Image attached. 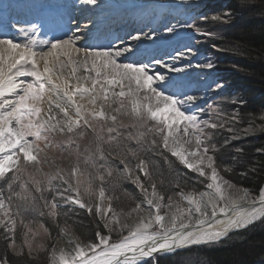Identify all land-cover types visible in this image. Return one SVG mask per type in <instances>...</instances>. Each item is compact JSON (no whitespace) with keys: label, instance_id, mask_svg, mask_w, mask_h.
I'll return each mask as SVG.
<instances>
[{"label":"snow or ice","instance_id":"1","mask_svg":"<svg viewBox=\"0 0 264 264\" xmlns=\"http://www.w3.org/2000/svg\"><path fill=\"white\" fill-rule=\"evenodd\" d=\"M83 19L49 39L39 38L42 23H0V264H160L161 255L264 219V188L253 196L217 164L228 140L218 147L216 131L239 114L201 106L190 94L199 89L172 75L192 48L157 58L144 47L159 38L155 28L79 47L95 27ZM181 167L206 178V190L185 191ZM77 206L91 217L90 236L76 232ZM57 236L71 247L57 249Z\"/></svg>","mask_w":264,"mask_h":264},{"label":"trees","instance_id":"2","mask_svg":"<svg viewBox=\"0 0 264 264\" xmlns=\"http://www.w3.org/2000/svg\"><path fill=\"white\" fill-rule=\"evenodd\" d=\"M222 27L216 42L220 49L219 68L226 71L233 82L234 102L229 104L233 114H239L235 123L229 122L218 132L219 140L232 128L228 144L218 155L217 164L228 167L221 172L226 179L257 194L264 183V131L257 132L264 117V0H220ZM214 18L204 23L211 26ZM255 131L250 137L244 130ZM239 138H242L238 140ZM224 139V141H225ZM224 141L217 143L220 147ZM239 150V151H238ZM181 171L185 172L181 167ZM187 172V171H186ZM188 188L200 191L199 179L187 172ZM131 190V189H130ZM178 191V190H177ZM169 195H173L169 192ZM167 202V201H166ZM76 217L83 227L76 232L91 234V217L86 209L76 207ZM43 259V257H42ZM160 264H264V219L229 235L221 243L193 247L174 255L160 256Z\"/></svg>","mask_w":264,"mask_h":264},{"label":"rangeland","instance_id":"3","mask_svg":"<svg viewBox=\"0 0 264 264\" xmlns=\"http://www.w3.org/2000/svg\"><path fill=\"white\" fill-rule=\"evenodd\" d=\"M177 1L178 2L181 1V3L190 1V3L189 2L187 4L184 3L185 5H183L181 8L176 10H174V8L166 7L165 11L168 13L167 15L163 14V12L160 14L155 8L153 10L151 8H148L149 4L144 3L147 6L145 7L138 6L133 11V13L131 12L120 13L118 16L115 17V22H117L118 25L121 26L120 28L121 31L123 32V37H124L127 36L128 33L136 34L135 30H139V29H143L144 32H149L150 29L153 28L151 26L153 20L159 18L161 20V23H159L160 25L159 30L161 31V33L159 34L157 33V36L159 37L158 39L160 38L168 39L173 36L174 32L173 33L165 32L163 25L168 23L169 25H177L176 31L184 34L181 39L178 38L172 40L169 43L164 44L162 46L153 44L152 42L153 40H147L144 42V47L148 49L151 52V54L156 56L157 58H161L160 56L164 54L162 58L165 60L169 59L170 55L174 54V50L183 49L185 46L191 47L193 50L192 55L184 57L183 59H188V58H192V56H195V59L199 60L197 66H199L200 69L206 70V72L202 74H198V75L195 74L196 76H191L187 81L193 89H198L201 86L206 85L205 95L203 96L202 99L206 101V104H201V106L207 107V105H212V107L214 108L222 109L224 114L231 113V110L229 109L230 108L229 104L236 100V98H232L233 97L232 93L235 87L233 85V82L230 80L231 78L227 75L226 71L219 68L218 59L220 57V49L216 44V42L220 38V30L221 27L223 26L222 25L223 22L220 21L219 19L218 20L213 19L211 22L213 24L211 26H207L204 23L208 19H211V17L214 18L220 13V11L216 9L219 8L218 6L220 5L221 2L220 0H177ZM149 12L151 14L147 15ZM173 13L174 15H172ZM202 17H205L206 19H202ZM193 22H195L196 27L201 29L200 32H197L195 28L190 27V25H192ZM113 33L117 34V31L113 30ZM100 37H101L100 40L102 42H105L104 45L108 44L109 42L116 44L117 39L116 40L113 39V35L110 31L109 33H106L105 35ZM176 62L181 63V61H176ZM208 63L212 64L211 68L204 67V65ZM184 65L185 64H180L176 67L179 68ZM214 82L223 85L222 89H217ZM204 118L214 120L216 117L212 113H208ZM221 123H224V121L221 120ZM221 130L223 129H219L216 131V136H218V132H220ZM263 131L264 130L262 128H259L257 130V132H263ZM229 132L230 131L228 130H224V133L227 134L222 136L219 142L224 141L225 137H228L230 139L232 135L228 134ZM254 134L255 131L248 130L247 132H244L243 136L241 137L242 138L250 137ZM242 138H239L238 140ZM216 142H218L217 139ZM81 143L84 144L87 143V141H82ZM56 163L62 164V166L66 167L69 164V160L65 159L64 161L61 162L59 159H57ZM49 167L50 165H45L46 170H48ZM186 171L194 174L196 176V179H199V182H201L200 185L203 187V189H201L200 191L206 190L205 186L206 183L208 182L206 178L199 177L197 173L191 172L190 170H186ZM175 198L176 197L174 196V199ZM165 203L167 202L165 201ZM184 206H187L186 202ZM43 239H44L43 237H40L36 241H34V246L35 244L42 242ZM64 239L65 237L57 236L55 240L56 247ZM223 240L225 239H222L214 243H208L206 245L201 244L196 247L221 243ZM161 256H168V255H161Z\"/></svg>","mask_w":264,"mask_h":264},{"label":"bare ground","instance_id":"4","mask_svg":"<svg viewBox=\"0 0 264 264\" xmlns=\"http://www.w3.org/2000/svg\"><path fill=\"white\" fill-rule=\"evenodd\" d=\"M39 1L40 0H9L10 12L11 13H18L19 12L22 17L27 14L28 15L27 20H29L30 18H33L31 13L34 11L35 6L37 5L36 3ZM60 1H62V3L65 5L60 6V7H56L55 5H45L43 7V9L45 10V13L50 15L53 18V19H50L51 22H55L56 27L54 29L57 30V34H56L57 36L61 35L62 31H65L67 29V27L69 26V25H67V21L69 19L72 20L73 25L75 23H77L78 20L81 24H87L88 21L83 19V17H85V16L91 17L92 20L95 21V27H92L91 25H89L91 30L88 32L87 36L82 37V42L78 43L79 47H84L85 45H92V46L99 47L100 45H97L96 42H94L95 40H92V38L96 37L99 33L105 34V33H107L108 30L112 33L113 39L114 40L117 39L116 44H118L119 43L118 38L123 39L126 36L123 37V32L121 31V28H120L121 26L118 25L117 22H115V17L118 16L122 12L133 13V11L138 6H142V7L147 6L144 3L149 4L148 8H151L152 10L155 8L160 14L163 12V14H165V15L168 14L165 11L166 7L174 8V10H176V9L181 8L183 5L187 4L188 2L190 3V1H186V2H184L185 3L184 4L183 2L181 3V1L178 2L177 0H97L96 5H84V4L80 3V0H60ZM73 5H75V7H73ZM65 6H66V8L63 9V7H65ZM1 12H3L2 8H0V13ZM10 12H8V13H10ZM149 14H151V13L149 12L147 15H149ZM0 15H1L0 23L7 22V23L14 25L13 23H15V22H13L12 18H10L12 15H10V14H6V15L0 14ZM172 15H174V13ZM59 18H61L63 20L62 23L58 22ZM18 20L21 21L23 19L20 18ZM159 23H161V20L159 18H157V19L153 20V22L151 24V26L156 29V32L158 34L161 33V31L159 30L160 29ZM168 25H169V23H168ZM169 26H171V25H169ZM48 28H50V24L45 23V25L42 29L41 35L39 37L40 39H49L53 35H55V33L53 35H49V34L46 35L45 31ZM113 30L117 31V34L113 33ZM6 31L8 32L9 35H12V36L17 35L15 32H11L12 28H8V30H6ZM183 35H184L183 33L175 31L171 38L155 39L152 42H153V44H157L159 46H162L164 44L169 43L172 40H175L178 38L181 39L183 37ZM103 46H104V44H103ZM163 56H164V54H162L160 57L162 58ZM62 59H63V57H62ZM166 60H168V59H166ZM188 61L191 62L190 66H186ZM198 63H199V60L193 59V58L183 59V62H181V63L175 62V66H178L180 64H185V65L179 67L182 69L181 72L173 73L172 75L177 76L179 78H182L185 81H188L191 76H196L198 74H202V73L206 72V70L200 69V67L197 66ZM70 68H71V65H69L68 68H65L63 70L64 73L67 74L70 71ZM82 74H83V72L78 73V75H82ZM93 75H95V74L93 73ZM73 82H75L74 78H73ZM198 89H199V91H193L190 94L197 95L201 99H203V96L205 95L206 85L201 86ZM115 90L118 91L119 89L117 88ZM261 188H264V183L262 184ZM259 192H260V190H259ZM259 192L257 194H254V196H258ZM257 207H259V205H257ZM144 214L145 215L147 214V210H145ZM133 219H135V216H133ZM218 219H224V217L219 216ZM260 220L261 219L257 220L252 225L259 222ZM252 225H250V226H252ZM218 226L219 225L213 223V227H218ZM250 226H248L247 228H249ZM240 230H243V228L242 229H230L229 235H231L234 232L240 231ZM74 234H75V232H74ZM227 237H223L220 240L226 239ZM201 244L206 245L208 243L186 245L183 248L177 250L175 252V254L182 252V251H185L190 247L193 248V247L199 246ZM61 247H64L65 249H68L71 247L70 245H68L66 243V238L57 245V249H59Z\"/></svg>","mask_w":264,"mask_h":264},{"label":"water","instance_id":"5","mask_svg":"<svg viewBox=\"0 0 264 264\" xmlns=\"http://www.w3.org/2000/svg\"><path fill=\"white\" fill-rule=\"evenodd\" d=\"M238 187H242V186H238ZM242 188H244V187H242ZM251 192V191H250ZM252 193V192H251ZM253 194V193H252ZM253 196H254V194H253ZM247 228V227H246ZM246 228H243V229H246Z\"/></svg>","mask_w":264,"mask_h":264}]
</instances>
